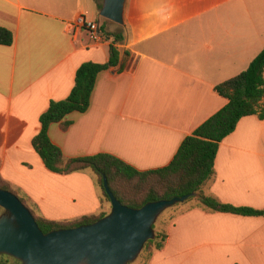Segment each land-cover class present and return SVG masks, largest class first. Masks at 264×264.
Here are the masks:
<instances>
[{
	"label": "crops",
	"instance_id": "1",
	"mask_svg": "<svg viewBox=\"0 0 264 264\" xmlns=\"http://www.w3.org/2000/svg\"><path fill=\"white\" fill-rule=\"evenodd\" d=\"M126 0L125 23L100 16L103 0H0V177L38 216L71 221L110 211L94 171H50L33 147L40 116L69 96L82 63L109 60L114 38L74 29L78 15L124 34L120 64L99 73L87 112L49 128L67 157L111 153L139 170L165 167L183 140L223 108L216 86L264 48V0ZM121 67H123L121 69ZM204 192L264 209V120L243 117L220 144ZM150 264H264V216L187 207Z\"/></svg>",
	"mask_w": 264,
	"mask_h": 264
},
{
	"label": "trees",
	"instance_id": "2",
	"mask_svg": "<svg viewBox=\"0 0 264 264\" xmlns=\"http://www.w3.org/2000/svg\"><path fill=\"white\" fill-rule=\"evenodd\" d=\"M101 7L102 2H99L98 8ZM100 30L114 38L110 46L109 60L105 63H82L76 72L75 84L69 96L63 100H52L48 109L40 116L41 126L32 144L45 166L50 171L63 175L89 169L94 171L103 197L110 204L111 199L104 186L105 178L115 196L123 204L133 208H140L152 201L191 195L184 203L175 206L196 200L190 207L197 206L213 212L244 216H264V209L235 206L204 192V188L215 179V160L221 142L236 130L243 117L256 115L264 120V48L247 69L216 86V91L227 98L228 103L183 140L171 163L165 167L143 171L111 153L67 157L49 135V128L53 123H61L62 128L67 130L71 124L65 120L68 114L87 112L99 73L120 64V52L115 44L123 40L124 34L106 32L105 25H101ZM13 41V33L6 27H0V45H11ZM0 188L17 194L1 177ZM193 193L197 195L193 196ZM20 199L26 204L22 197ZM30 210L45 233L93 223L109 213L103 211L98 215H86L76 220L55 221L38 216L32 208ZM3 211L0 206V214ZM167 238L168 230L163 229L154 239L146 242L142 252L145 264H150L153 254L164 247ZM18 263L11 256H0V264Z\"/></svg>",
	"mask_w": 264,
	"mask_h": 264
},
{
	"label": "water",
	"instance_id": "3",
	"mask_svg": "<svg viewBox=\"0 0 264 264\" xmlns=\"http://www.w3.org/2000/svg\"><path fill=\"white\" fill-rule=\"evenodd\" d=\"M126 0H103L100 16L119 25L125 23ZM104 186L111 210L93 223L60 228L48 233L14 192L0 188V256L8 255L18 264H129L147 241L155 238L159 216L191 195L161 199L140 208L123 204L112 192L107 178ZM196 196V193L192 194Z\"/></svg>",
	"mask_w": 264,
	"mask_h": 264
},
{
	"label": "rangeland",
	"instance_id": "4",
	"mask_svg": "<svg viewBox=\"0 0 264 264\" xmlns=\"http://www.w3.org/2000/svg\"><path fill=\"white\" fill-rule=\"evenodd\" d=\"M212 0H205L203 1L205 4H207L208 2H210ZM218 0H216L217 2ZM118 25V24H116ZM17 194L23 198V200L26 202V204L32 208L30 206V202L24 197V195L22 193H20L19 191H16ZM196 200H193L191 202H188L186 204H182L179 206H173L169 209H167L166 211H164L158 218V220L156 221V228L155 229V237L157 235V233H159L161 230L165 229L168 230V227L173 223L175 217L177 214H179L183 209L190 207ZM143 252V250H142ZM142 252L140 253V255L138 256V258L133 262L134 264H145L146 260L142 255Z\"/></svg>",
	"mask_w": 264,
	"mask_h": 264
},
{
	"label": "built area",
	"instance_id": "5",
	"mask_svg": "<svg viewBox=\"0 0 264 264\" xmlns=\"http://www.w3.org/2000/svg\"><path fill=\"white\" fill-rule=\"evenodd\" d=\"M73 27L77 30L87 29L90 33V36L96 41L100 40L102 37L99 22L88 19L84 14H80L77 16V18L73 22Z\"/></svg>",
	"mask_w": 264,
	"mask_h": 264
}]
</instances>
